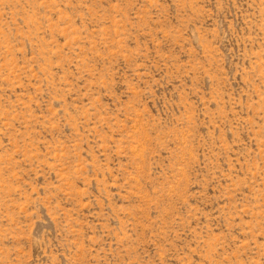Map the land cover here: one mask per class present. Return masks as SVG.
<instances>
[{
	"label": "rangeland",
	"instance_id": "obj_1",
	"mask_svg": "<svg viewBox=\"0 0 264 264\" xmlns=\"http://www.w3.org/2000/svg\"><path fill=\"white\" fill-rule=\"evenodd\" d=\"M0 264H264V0H0Z\"/></svg>",
	"mask_w": 264,
	"mask_h": 264
}]
</instances>
